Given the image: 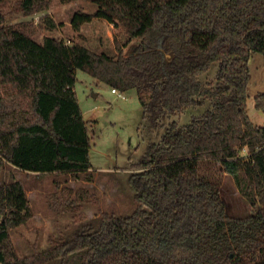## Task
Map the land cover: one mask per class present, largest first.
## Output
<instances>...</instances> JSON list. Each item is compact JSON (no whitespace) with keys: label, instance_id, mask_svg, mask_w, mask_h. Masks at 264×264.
I'll return each instance as SVG.
<instances>
[{"label":"trees","instance_id":"1","mask_svg":"<svg viewBox=\"0 0 264 264\" xmlns=\"http://www.w3.org/2000/svg\"><path fill=\"white\" fill-rule=\"evenodd\" d=\"M49 1L18 0L27 14ZM94 1L95 11L73 15L74 26L95 17L121 23L126 43L137 40L133 53L120 44L116 54L98 52L52 35L39 42L24 25H4L0 9L1 163L76 177L93 168L75 89L79 69L121 91L136 89L154 127L169 114L211 105L188 123L171 121L133 164V212H103L97 226L30 256L20 257L11 239L33 216L26 188L18 179L0 181V264H264V125L247 110L250 59L264 56V0ZM45 21L57 27L50 16ZM213 62L215 82L204 85L200 76ZM255 106L264 112V92ZM202 159L220 161L244 182L253 213L228 212L218 184L201 173Z\"/></svg>","mask_w":264,"mask_h":264},{"label":"rangeland","instance_id":"2","mask_svg":"<svg viewBox=\"0 0 264 264\" xmlns=\"http://www.w3.org/2000/svg\"><path fill=\"white\" fill-rule=\"evenodd\" d=\"M94 0H50L45 9L25 13L18 0H2L0 9L6 15L4 25H24L42 42L45 35L64 38L68 43L79 42L95 51L109 54L123 51L133 53V44L126 43L128 34L123 24H114L95 17L77 29L72 23L76 12H93ZM50 16L57 24L49 29L45 18ZM46 28V29H45ZM251 79L248 91V114L257 125H264V112L255 106V97L264 92V56L253 52L250 59ZM218 62H213L200 76L204 85L214 83ZM75 89L87 121L92 146L90 160L93 168L78 177L72 173H34L3 160L1 183L21 180L30 199L33 216L24 225L11 230V239L20 257L30 256L71 239L86 224L97 226L103 212L116 215L133 212L138 207L130 175L149 143L159 141L171 121L180 124L202 114L211 102L191 106L165 117L154 127L144 116L138 91H122V98L108 83L98 81L81 69L77 70ZM121 91V90H120ZM247 150L242 151L245 153ZM1 159V157H0ZM1 161V160H0ZM201 173L211 178L220 188L228 212L237 217L254 211L244 182L238 185L234 177L224 171L220 161L202 159ZM49 264H73L70 259Z\"/></svg>","mask_w":264,"mask_h":264},{"label":"built area","instance_id":"3","mask_svg":"<svg viewBox=\"0 0 264 264\" xmlns=\"http://www.w3.org/2000/svg\"><path fill=\"white\" fill-rule=\"evenodd\" d=\"M112 91L118 93V95L121 96L122 98H127V96L116 87H112Z\"/></svg>","mask_w":264,"mask_h":264},{"label":"crops","instance_id":"4","mask_svg":"<svg viewBox=\"0 0 264 264\" xmlns=\"http://www.w3.org/2000/svg\"><path fill=\"white\" fill-rule=\"evenodd\" d=\"M82 112H83V110H82ZM83 117H84V112H83ZM85 119V118H84ZM86 120V119H85ZM87 122V121H86ZM1 160V159H0ZM29 172V171H28ZM34 173H39V172H34Z\"/></svg>","mask_w":264,"mask_h":264}]
</instances>
